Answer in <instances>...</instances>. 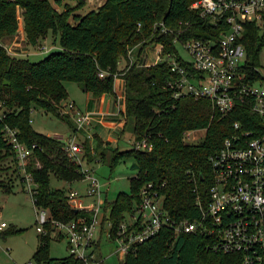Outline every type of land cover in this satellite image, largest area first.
Instances as JSON below:
<instances>
[{
  "label": "trees",
  "instance_id": "1",
  "mask_svg": "<svg viewBox=\"0 0 264 264\" xmlns=\"http://www.w3.org/2000/svg\"><path fill=\"white\" fill-rule=\"evenodd\" d=\"M195 1L105 0L98 9L80 14L73 7L60 10L51 0H0V41L20 31V17L30 47L39 46L50 32L59 35V48L50 49L38 61L26 55H12L0 44V99L9 109L7 116L0 119V171L12 170L5 176L0 173V186L10 191L14 178L23 183L16 152L4 135V127L9 125L19 131L22 142L37 145L27 168L38 183L34 195L36 206L48 209L51 215L47 233H40L33 256L38 264H86L71 253L61 258L50 254V242L56 230L52 220L68 222L88 215L82 209L74 210L67 189L51 187V175L68 183L80 181L84 178L81 166L65 150V141L36 131L31 123V113L39 107L66 119L73 132H77L71 116L62 111V103L68 98L64 81L80 83L86 92L99 97L116 94L115 74L120 73L119 77L125 81L123 131L133 119L134 139L149 136L154 143L152 150L132 147L121 151L119 147L104 144L99 137L96 145L90 144L87 136L83 140L88 163L97 155L105 160L107 149L111 148L113 165L121 158L132 157L141 176L130 178L132 193L120 192L111 202L105 199L102 225L111 223L112 238L139 202L140 189L147 181L166 184L165 205L173 216L195 217L198 213L195 189L205 198L212 184L211 155L231 134L235 120L242 121L246 128L254 127L250 121L254 114L246 107H239L238 114L226 117L209 99L174 98L169 81L176 75L171 64L142 60L141 52L146 45L155 44L164 55L180 53L176 38L185 41L219 37L226 26L202 17L200 10L191 7ZM159 21L170 28L169 32L162 33L155 27ZM263 43L258 25L248 23L244 38L248 55L254 54L258 59ZM135 47L138 54L129 66L128 51ZM203 128L206 129L204 139L196 143L185 141V131ZM92 148L96 153L92 154ZM9 157L14 168L1 165ZM58 236L64 238L62 234ZM240 258L237 254L208 249L207 239L201 234H177L164 227L127 253L122 264H241Z\"/></svg>",
  "mask_w": 264,
  "mask_h": 264
},
{
  "label": "built area",
  "instance_id": "2",
  "mask_svg": "<svg viewBox=\"0 0 264 264\" xmlns=\"http://www.w3.org/2000/svg\"><path fill=\"white\" fill-rule=\"evenodd\" d=\"M201 11L210 22L226 26L218 38H192L175 42L183 46L190 59L180 53L162 55L160 49L154 60L147 63L168 61L175 77L169 81L174 98L190 96L195 99H209L214 108L224 116L238 114L239 107L248 108L254 117L250 120L254 127L246 128L240 120L232 124L233 131L227 136L222 147L210 157L212 184L208 197L202 196L198 188L195 217L177 218L165 205V183L147 181L140 189V200L120 223L117 234L112 238L111 223L108 222L109 237L119 242L118 252L124 256L167 227L177 234H201L207 239V248L225 254L240 255L241 264H264V68L255 55H248L244 44L247 24L258 25L264 39V0H197L192 6ZM162 33L169 32L163 21L155 25ZM12 42L4 44L12 55H27L23 28L11 37ZM264 44V43H263ZM146 45L143 48L147 47ZM40 52L49 51L39 45ZM135 48L128 51L129 66L135 61ZM143 57V53H142ZM128 66V67H129ZM103 75V74H101ZM120 73H116V79ZM117 111H125V91L117 96ZM34 110V109H33ZM9 109L0 99V119L7 116ZM62 111L73 119L77 132L67 140L64 148L72 159L81 166L84 180L88 181L85 196L96 197L90 207L84 204V194L77 190L68 191L69 203L73 208L82 209L87 214L68 222L52 220L56 226L54 233L62 234L68 242L69 253L82 259L86 264H103L104 260L95 256L97 231L102 224L105 197L103 183L86 164L85 148L79 135L87 133L89 138L94 128L95 114L82 111L75 101H63ZM32 121V119H31ZM199 129L184 132L186 142H199L193 137ZM19 131L5 125L4 135L8 144L16 152L18 169L26 190L36 203L35 193L38 183L28 170L30 158L36 144L31 146L19 139ZM137 150H152L154 143L149 136L132 141ZM141 178L140 175H135ZM82 179V180H83ZM37 230L47 233L46 225L51 221L50 211L36 206ZM8 226L0 220V235ZM26 264H34L29 261Z\"/></svg>",
  "mask_w": 264,
  "mask_h": 264
},
{
  "label": "rangeland",
  "instance_id": "3",
  "mask_svg": "<svg viewBox=\"0 0 264 264\" xmlns=\"http://www.w3.org/2000/svg\"><path fill=\"white\" fill-rule=\"evenodd\" d=\"M60 10L65 8H72L76 13L86 14L87 12L98 9L105 0H51ZM77 8V9H76ZM74 18H71V22ZM23 28L22 18L20 17V29ZM56 39V42H55ZM4 44L12 42L11 38L3 40ZM57 43V44H56ZM40 45L47 46L48 49L59 48V35H53L52 32L41 41ZM180 54L185 59H190L188 52L183 46H178ZM24 50H26L29 59L32 61H38L44 58L49 51H43L37 47L28 46L27 42L24 44ZM157 52V46L155 44L148 45L143 52V62L147 60H154ZM138 53L135 51L134 56ZM258 62L261 68H264V44L261 51L258 54ZM64 84L68 91V98L66 101L74 100L77 107L82 111L84 110L86 91L83 89L82 84L73 81H64ZM113 95L115 97V94ZM85 111V110H84ZM33 128L41 133L60 137L63 141L67 142L69 137L73 134V128L71 124L66 120L51 111H45L42 108L36 107L31 113ZM134 120L131 119L129 127L126 130L124 137L119 140L117 145L119 149L126 150L132 148ZM96 131L94 128L90 132L89 141L90 144L96 145L99 138H106L108 136L109 129L102 128L99 130L96 137ZM88 136V135H87ZM193 137L198 140L204 139L206 136V129H199L196 133L192 134ZM86 136L79 135V140L83 143ZM113 148L117 146H111ZM92 154L96 151L92 148ZM99 156V157H98ZM114 151L107 149L105 160L97 155L95 160L89 165L88 168L94 171V174L103 183L104 191H107V201H113L120 192L127 194L132 193L130 178L135 176L138 170L135 167L134 159L132 157L121 158L119 162L113 165ZM9 157L1 165L7 167L8 165H14V162ZM39 164V163H38ZM14 168V166H12ZM2 175L11 174V168L0 171ZM51 187L52 188H65L69 189L70 184L64 180L58 179L55 175H51ZM88 181L80 180L75 181L72 185L73 190L79 191L81 194L86 192ZM85 201V206L90 205L88 200ZM88 204V205H86ZM0 220L5 221L8 226L4 229V234L0 235V264H26L32 261L34 264H38L35 260L34 253L39 245L40 232L37 230V209L35 207L32 195L26 190L24 184L20 179H13L12 188L10 191L0 186ZM99 226L96 236L99 238V248L95 251V256L102 258L104 264H122L124 255L118 252L119 242L116 239L109 237V227L104 225L102 232ZM54 233L50 242V254L52 257H65L69 255L68 244L66 238H59ZM101 235V236H100Z\"/></svg>",
  "mask_w": 264,
  "mask_h": 264
},
{
  "label": "crops",
  "instance_id": "4",
  "mask_svg": "<svg viewBox=\"0 0 264 264\" xmlns=\"http://www.w3.org/2000/svg\"><path fill=\"white\" fill-rule=\"evenodd\" d=\"M136 50H138V47L135 49V51ZM143 52L144 51L141 52V55ZM137 54L135 57H137ZM124 64L125 63L123 62V65ZM124 90H125V81L122 77H118L115 81V91H116L115 97H117L118 95L124 94ZM115 101H116V98H114V96L110 94H103L102 96L95 97L93 96L91 92H86L84 110L91 111L95 114L94 130L96 131L95 132L96 134H98L99 133L98 131L99 130L101 131L102 128L109 129L108 136L104 139L101 138L104 141V144H108L109 146L119 147L117 143L119 142V140H121L124 137L126 133V131H123L124 125L126 123V118L124 114L115 115V112L117 111V107H118L117 105L118 102L116 103ZM81 134H83V136L87 135L86 132H83ZM74 183L75 182L69 183L70 187L68 191L71 190L72 185ZM82 194H84L83 199L88 200V202H90V205L86 204L88 205L87 207H90L91 205L94 204V202H96V197L85 196L86 195L85 193H82ZM105 194L107 196V191L104 193V195ZM84 204H85V201H84ZM100 227H101L100 232H102L104 227L102 224ZM100 238L101 237L97 238V240L99 241Z\"/></svg>",
  "mask_w": 264,
  "mask_h": 264
},
{
  "label": "water",
  "instance_id": "5",
  "mask_svg": "<svg viewBox=\"0 0 264 264\" xmlns=\"http://www.w3.org/2000/svg\"><path fill=\"white\" fill-rule=\"evenodd\" d=\"M74 210H75V211H78V209H77V208H75Z\"/></svg>",
  "mask_w": 264,
  "mask_h": 264
}]
</instances>
